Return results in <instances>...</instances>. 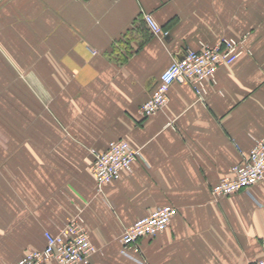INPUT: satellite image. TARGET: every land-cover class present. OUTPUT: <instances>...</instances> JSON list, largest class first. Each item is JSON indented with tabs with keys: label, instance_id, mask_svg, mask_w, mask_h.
I'll use <instances>...</instances> for the list:
<instances>
[{
	"label": "crops",
	"instance_id": "crops-1",
	"mask_svg": "<svg viewBox=\"0 0 264 264\" xmlns=\"http://www.w3.org/2000/svg\"><path fill=\"white\" fill-rule=\"evenodd\" d=\"M243 36L203 100L173 83L141 116L185 48ZM263 135L264 0H0V264L76 215L97 248L90 264H250L262 256L264 180L218 198L211 187ZM114 139L141 157L98 188L90 149ZM163 205L177 209L169 226L123 255L124 227Z\"/></svg>",
	"mask_w": 264,
	"mask_h": 264
},
{
	"label": "built area",
	"instance_id": "built-area-1",
	"mask_svg": "<svg viewBox=\"0 0 264 264\" xmlns=\"http://www.w3.org/2000/svg\"><path fill=\"white\" fill-rule=\"evenodd\" d=\"M143 18L149 30L162 36V28L150 13ZM165 34V33H164ZM245 36L223 37L215 45L201 44L198 49L187 47L181 59L172 60L160 73L158 82L150 96L139 107L143 117L159 111L168 101L169 88L173 83H187L199 99L203 100L208 84L215 82L217 69L235 61L246 51ZM91 173L98 188L117 180L121 173L130 172L134 161L141 157L124 139L111 140L105 150L90 149ZM264 180V135L255 139L248 152L240 151V160L229 169V174L211 187L215 198L248 191ZM177 209L163 205L149 214L137 218L122 231L121 253L128 257L139 254V239L152 238L163 232L176 215ZM45 245L41 249L27 252L15 264H90V258L97 252L91 242L84 222L79 215L70 219L56 233L46 231ZM262 256L250 264H264V236L261 239Z\"/></svg>",
	"mask_w": 264,
	"mask_h": 264
},
{
	"label": "rangeland",
	"instance_id": "rangeland-1",
	"mask_svg": "<svg viewBox=\"0 0 264 264\" xmlns=\"http://www.w3.org/2000/svg\"><path fill=\"white\" fill-rule=\"evenodd\" d=\"M162 32H163V34H162V37H164V35H166V34H164V33H165V31H163V30H162ZM128 225H129V224H128ZM86 230H87V229H86Z\"/></svg>",
	"mask_w": 264,
	"mask_h": 264
},
{
	"label": "water",
	"instance_id": "water-1",
	"mask_svg": "<svg viewBox=\"0 0 264 264\" xmlns=\"http://www.w3.org/2000/svg\"><path fill=\"white\" fill-rule=\"evenodd\" d=\"M181 59V58H180Z\"/></svg>",
	"mask_w": 264,
	"mask_h": 264
}]
</instances>
